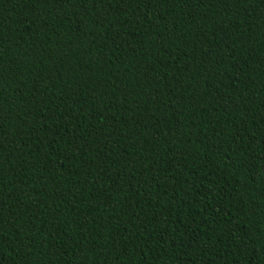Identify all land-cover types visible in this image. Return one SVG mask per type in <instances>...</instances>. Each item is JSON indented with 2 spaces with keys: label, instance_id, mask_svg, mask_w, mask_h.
Here are the masks:
<instances>
[{
  "label": "trees",
  "instance_id": "16d2710c",
  "mask_svg": "<svg viewBox=\"0 0 264 264\" xmlns=\"http://www.w3.org/2000/svg\"><path fill=\"white\" fill-rule=\"evenodd\" d=\"M0 264H264V0H0Z\"/></svg>",
  "mask_w": 264,
  "mask_h": 264
}]
</instances>
